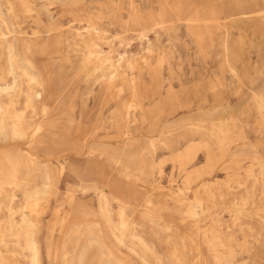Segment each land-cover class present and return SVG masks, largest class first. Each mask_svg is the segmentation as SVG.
I'll return each mask as SVG.
<instances>
[{
	"label": "rangeland",
	"instance_id": "rangeland-1",
	"mask_svg": "<svg viewBox=\"0 0 264 264\" xmlns=\"http://www.w3.org/2000/svg\"><path fill=\"white\" fill-rule=\"evenodd\" d=\"M261 107L264 0H0V264H264Z\"/></svg>",
	"mask_w": 264,
	"mask_h": 264
},
{
	"label": "bare ground",
	"instance_id": "bare-ground-1",
	"mask_svg": "<svg viewBox=\"0 0 264 264\" xmlns=\"http://www.w3.org/2000/svg\"><path fill=\"white\" fill-rule=\"evenodd\" d=\"M9 40V39H8ZM13 41V40H12ZM9 45V44H8ZM10 46V45H9ZM7 49V48H6ZM15 50V49H14ZM28 50V49H27ZM27 53V52H26ZM29 62V61H28ZM43 79V78H42ZM43 92V91H42ZM38 95V94H37ZM262 97V96H261ZM9 109V108H8ZM7 109V110H8ZM261 110L264 112V107H261ZM263 115V114H262ZM39 141V140H38ZM37 141V142H38ZM40 143V142H39ZM36 155V154H35ZM56 159V158H55ZM58 159V158H57ZM34 160V159H33ZM50 161V160H49ZM64 168V167H63ZM16 172V171H15ZM62 172V171H61ZM10 178V177H9ZM44 178V177H43ZM12 179V178H11ZM19 180V179H18ZM21 181V180H20ZM118 199V198H117ZM9 201V200H8ZM5 205V204H4ZM93 225V224H92ZM89 226V225H88ZM83 227V226H82ZM80 228V227H79ZM125 229V228H124ZM93 230H94V228H93ZM94 232V231H93ZM73 236V235H72ZM2 238H3V232H2V230L0 229V240H2ZM110 253V252H109Z\"/></svg>",
	"mask_w": 264,
	"mask_h": 264
}]
</instances>
